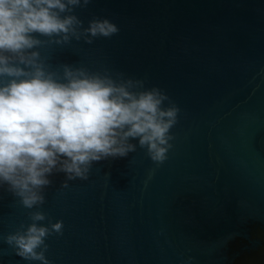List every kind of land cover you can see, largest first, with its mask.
I'll return each mask as SVG.
<instances>
[{
	"label": "water",
	"instance_id": "water-1",
	"mask_svg": "<svg viewBox=\"0 0 264 264\" xmlns=\"http://www.w3.org/2000/svg\"><path fill=\"white\" fill-rule=\"evenodd\" d=\"M72 14L119 32L34 50L51 70L146 77L180 109L173 148L156 167L133 139L67 187L54 171L33 209L0 187V264H39L4 243L35 211L63 222L50 264H264V0H90Z\"/></svg>",
	"mask_w": 264,
	"mask_h": 264
},
{
	"label": "clouds",
	"instance_id": "clouds-1",
	"mask_svg": "<svg viewBox=\"0 0 264 264\" xmlns=\"http://www.w3.org/2000/svg\"><path fill=\"white\" fill-rule=\"evenodd\" d=\"M89 3L0 0V187L7 185L25 209L45 202L54 171L65 174L67 187L68 180H87L93 162L134 152L133 139L156 167L173 148L170 130L180 109L161 88H146V77L83 66L51 70L34 50L116 35L118 26L106 18L82 27L72 13ZM45 219L43 212H31L32 222L4 236V243L25 261L50 264L45 240L62 234L63 222L39 223Z\"/></svg>",
	"mask_w": 264,
	"mask_h": 264
}]
</instances>
